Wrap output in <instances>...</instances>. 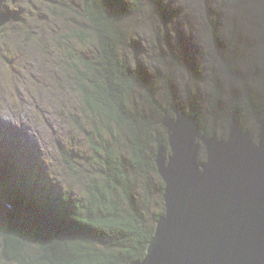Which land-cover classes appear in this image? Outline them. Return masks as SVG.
Instances as JSON below:
<instances>
[{"label": "rangeland", "instance_id": "rangeland-1", "mask_svg": "<svg viewBox=\"0 0 264 264\" xmlns=\"http://www.w3.org/2000/svg\"><path fill=\"white\" fill-rule=\"evenodd\" d=\"M94 1L100 5L98 16L115 26L110 43L99 40L102 32L91 22L72 17L71 9L83 5V0H3L2 14L7 5L18 10L0 25V118L7 115L11 126L2 139L8 152L0 156V164L13 165L23 147L28 168L46 166L45 173L53 180L47 182L49 188L64 190L71 203L85 196L90 180L86 161L95 141L86 138L75 120L85 122L92 133L80 103L79 79L87 85L86 77L102 88L107 81L128 87L126 108L139 115L114 126L120 134L117 148L126 158L131 146L157 157V136L167 158L171 145L161 120L176 119L186 111L182 107L191 108L186 112L195 117L207 139L216 126L218 140L229 141L234 116L241 133L248 132L259 144V128L264 127V0ZM103 66L116 78L112 74L104 78ZM171 92L174 108L168 105ZM126 130L136 146L128 147ZM196 143L201 144L197 164L203 170L206 149L200 138ZM134 170L128 171L141 183L136 190L145 197L155 194L153 182L161 183L157 172L152 170L154 178L146 192V163L135 162ZM166 193L160 200L165 210ZM160 195L156 193L155 199ZM155 199L148 197L152 209ZM107 200L116 203L119 197ZM136 203L140 204L138 199ZM160 216L152 221L153 236L139 264L149 255Z\"/></svg>", "mask_w": 264, "mask_h": 264}, {"label": "trees", "instance_id": "trees-1", "mask_svg": "<svg viewBox=\"0 0 264 264\" xmlns=\"http://www.w3.org/2000/svg\"><path fill=\"white\" fill-rule=\"evenodd\" d=\"M83 1V5L75 4L76 8L71 9L74 13L72 17L78 16L79 20L91 22L102 32L99 40L104 39L110 43L115 33L113 22L107 17L98 16V0L97 4L94 0ZM262 19L264 20V16ZM103 68L104 78L112 77L111 74L112 78H116V73L106 66ZM82 79H79V91L83 98L80 103L92 133L87 132L85 122L80 124L77 119L75 122L78 123L77 128L86 133V138L92 144L93 140L95 141L94 145H90L91 154L86 161V169L90 173L87 193L83 198L71 203L70 195L64 193L61 188L54 194L49 187H45V197L37 192L35 193L39 196L33 197L23 191L26 183L17 185L19 189L12 184L4 188L5 179L0 168V206L13 204L16 210H24L34 226V231L30 233L15 229L14 223L12 228L13 219L6 220L9 225L11 222V227L7 226L4 221L6 213L9 211L12 214V210L1 206L3 218H0V261L3 263L136 264L144 258L153 236L152 221L165 210L160 202L166 183L156 168V156H145L144 150L138 147L134 149L131 145L136 144L130 130H126L124 134L128 147L131 146L129 158L117 148L121 145L117 140L120 134H116L117 128L114 126L128 122L125 120L127 118H135L132 114L139 115L138 111L126 108L130 100L128 87L107 81L108 85L102 88L90 78L86 77L89 82L87 85ZM171 94L173 92L170 93L168 105L174 108L175 99ZM182 108L187 112L191 110L188 107ZM159 109L162 111V107ZM135 162L146 163L148 180L145 191L150 180L153 181L152 170L153 174L157 172L156 177L162 184L153 182V185L156 188L155 194L161 192L159 199H155V194H147L145 197L136 190L140 188L141 183H138L136 174L129 173L130 170L134 173ZM113 195L114 199L119 197V201L115 200L116 203L107 200ZM149 196L156 200L153 209L148 201ZM136 199L140 204L136 203ZM23 223L27 224L25 221Z\"/></svg>", "mask_w": 264, "mask_h": 264}, {"label": "water", "instance_id": "water-1", "mask_svg": "<svg viewBox=\"0 0 264 264\" xmlns=\"http://www.w3.org/2000/svg\"><path fill=\"white\" fill-rule=\"evenodd\" d=\"M2 15L0 25L7 20ZM161 122L171 145L166 158L157 136L156 165L167 184V210L141 264H264V127L255 145L234 116L227 142L218 140L216 126L210 139L201 136L200 125L186 111ZM197 138L207 153L203 170L197 164ZM1 206L12 210L6 213L7 226L13 219L12 228L34 231L24 210Z\"/></svg>", "mask_w": 264, "mask_h": 264}, {"label": "bare ground", "instance_id": "bare-ground-1", "mask_svg": "<svg viewBox=\"0 0 264 264\" xmlns=\"http://www.w3.org/2000/svg\"><path fill=\"white\" fill-rule=\"evenodd\" d=\"M2 2H3V0H0V6H1V4H2ZM7 13H3V15L1 16V17H3V18H9V17H11L12 15L13 16H16V13H15V10L14 9H10V6H8L7 5V8L6 9H4ZM9 11H11L12 13H10ZM15 14V15H14ZM194 19H196V18H194ZM15 20H18V19H15ZM5 24V22H3V25ZM2 25V26H3ZM9 84H11V83H9ZM8 85V84H7ZM1 87L2 88H6V86H3L2 84H1ZM25 103H26V101H25ZM2 119H3V124L4 123H8L9 122V117L7 116V115H5V116H3V117H1ZM11 124H12V121L10 122ZM15 123V122H14ZM255 144V143H254ZM256 145V144H255ZM257 147L258 146H255V149H257ZM8 152V150H7V148H4V147H2L1 148V150H0V156H3V155H5L6 153ZM18 161H19V165H21V160H17L16 162H13V165L12 166H15V164H17L18 163ZM9 162H5V163H2V164H0V168L2 167V166H5L6 164H8ZM2 169V168H1ZM19 175H21V174H19ZM15 178H16V180H19V181H21L22 180V177H16L15 176ZM166 189H167V184H166V188H165V191H166ZM165 196H166V194H165ZM86 255V254H85Z\"/></svg>", "mask_w": 264, "mask_h": 264}]
</instances>
